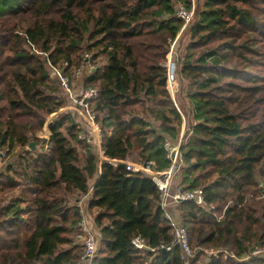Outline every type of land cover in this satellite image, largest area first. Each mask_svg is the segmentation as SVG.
Returning <instances> with one entry per match:
<instances>
[{
  "label": "trees",
  "instance_id": "obj_1",
  "mask_svg": "<svg viewBox=\"0 0 264 264\" xmlns=\"http://www.w3.org/2000/svg\"><path fill=\"white\" fill-rule=\"evenodd\" d=\"M178 5L192 8L191 0H0V151L12 155L0 172V264H80L74 203L99 167L92 264H184L179 247L161 249L173 237L154 182L114 163L170 166L165 139L177 141L185 123L164 66L183 27ZM194 13L176 66L192 115L179 184L204 197L203 207L175 209L196 251L189 264H264L255 257L264 252V0H204ZM65 64L70 79L86 68L84 89L97 90L90 107L104 162L79 139L74 113L52 120L49 141L37 137L66 104L50 73Z\"/></svg>",
  "mask_w": 264,
  "mask_h": 264
},
{
  "label": "built area",
  "instance_id": "obj_2",
  "mask_svg": "<svg viewBox=\"0 0 264 264\" xmlns=\"http://www.w3.org/2000/svg\"><path fill=\"white\" fill-rule=\"evenodd\" d=\"M191 2L192 8L189 11L183 5H178L176 8V17L183 21V27L178 36L182 32L186 31L187 27L190 26L192 20L191 16L193 15L192 11L194 9V0H191ZM172 43L170 44V47ZM88 59L89 58L86 57V62H88ZM182 59L177 58V63ZM177 63L173 62L169 66L170 68L167 69V89H171L172 86L175 85L174 73ZM66 66L67 64H65L63 68H54L50 66L51 76L54 77L60 90L62 91L66 104L70 105L69 107H64L62 110L74 113L79 117L81 121V127L84 132L79 137V139L93 149L96 157L99 160V163L104 162L106 161V159L103 155L101 147L102 131L99 124L96 123L95 115L92 111V108L90 107V102L97 97V90L83 89L82 91H80L79 95H76L75 92H73L72 80L65 72ZM88 68L91 70L94 69V67L90 65H88ZM82 70H84V68L80 67L72 74V77ZM186 133H188L187 135H190L191 129L189 128L186 132H182L177 141H172L168 138L165 139L163 147L166 152V158L170 162V166L167 169L162 171L155 170L153 169V164L151 162H147L146 164L125 162V166L126 170L134 173H140L146 178L151 179L156 185L161 196V210L163 212L165 220L169 223L173 237V242L171 243V245L167 247L162 246L161 249H163L164 251H171L174 246L179 247L182 254L183 263L189 264L190 259L195 256L196 251H192L189 248L187 231L181 225L175 209L178 204L185 202L194 203L197 206L203 207L204 197L201 189H196L190 192L184 191L178 182L179 172L181 168L179 151L184 144V136ZM114 163L119 164L121 162ZM92 200L93 187L89 189L87 194L82 195L79 200L74 203V206L77 208L80 215V221L78 223L79 234L77 235V237L80 239L82 245V264H92V262L96 258V254L99 248V232L95 228L93 219L89 213V205ZM174 214H176V216ZM132 244L138 250L146 249L143 241L138 238L134 239L132 241ZM151 252L155 251L152 249ZM221 252L222 251H211L208 253L209 255L216 257ZM227 256L233 257V255L229 254H227Z\"/></svg>",
  "mask_w": 264,
  "mask_h": 264
},
{
  "label": "rangeland",
  "instance_id": "obj_3",
  "mask_svg": "<svg viewBox=\"0 0 264 264\" xmlns=\"http://www.w3.org/2000/svg\"><path fill=\"white\" fill-rule=\"evenodd\" d=\"M202 3H204V0H194V9L192 11L193 15L191 16L192 20H191L190 26L187 27L186 31L183 30L184 32H182L177 37V39L172 43L171 47H169V52L166 56L167 62L164 64V66L167 69L170 68L169 66L173 62L177 63V58L182 59L185 48L190 43V40H191L190 28L194 24V20H195V13L194 12H195L196 8H198L199 6L202 5ZM87 74H88V72L86 71V68H85L84 70L80 71L79 73H76L73 77L71 76L72 77L71 80H72V85H73V92H75L76 95H79V93H80L79 90L82 87L83 81H84ZM174 79H175L174 80L175 85L172 86L171 89H167V90L170 94L171 99L175 102L178 110L181 112V116L184 117L185 123H183L181 130H180V135H181L182 132H186L189 129V123H192V121H191L192 115H190V110H189L190 106L188 105L189 102L186 99V92L188 90V82L187 81H180L176 70L174 73ZM62 96H64L63 93H62ZM65 103H66V101H65ZM67 106L69 107L70 105L65 104L64 107H67ZM62 109L60 111H58L57 113H54L51 116L47 117L44 128L42 129V131L37 133V137L39 139L43 140L44 137L46 138L47 135L50 134L49 124L51 122H53L52 121L53 119H55L61 113L62 114L70 113L69 111H63ZM28 149H29V147H28ZM6 151L7 150L0 151V172L4 169L5 164L8 163L9 159H11V157H12V155H7L5 153ZM30 151H34V150H30ZM4 153H5V156H4ZM133 159H134V157H133ZM128 163H137V162H136V160H133V161H129ZM178 182H179V180H178ZM93 214H92V216L94 217ZM174 215L176 216V214H174ZM74 238H75V240L79 241V244H81L80 239L78 237L76 239V235ZM259 255L260 256L264 255V252L256 253L255 257H259ZM210 256H212V255H209V253H208L207 257H210ZM246 261H249V260H246ZM80 264H82V261Z\"/></svg>",
  "mask_w": 264,
  "mask_h": 264
},
{
  "label": "crops",
  "instance_id": "obj_4",
  "mask_svg": "<svg viewBox=\"0 0 264 264\" xmlns=\"http://www.w3.org/2000/svg\"><path fill=\"white\" fill-rule=\"evenodd\" d=\"M89 73H90V72H89ZM83 89H84V85L82 84V87L80 88L79 91H82ZM49 136H50V134H48L46 138L44 137V139H45L46 141H49ZM180 136H181V135H180ZM180 136H179V137H180ZM45 150H48V144H46V146H45ZM99 175H100V167H99V169H98V174H97L96 177L90 182V183H91V184H90L91 187L94 186V184L96 183V180L98 179Z\"/></svg>",
  "mask_w": 264,
  "mask_h": 264
},
{
  "label": "water",
  "instance_id": "obj_5",
  "mask_svg": "<svg viewBox=\"0 0 264 264\" xmlns=\"http://www.w3.org/2000/svg\"><path fill=\"white\" fill-rule=\"evenodd\" d=\"M29 149L30 150H34L35 149V146H34V144L33 143H30V145H29ZM119 167L120 168H124L125 167V163H119Z\"/></svg>",
  "mask_w": 264,
  "mask_h": 264
}]
</instances>
